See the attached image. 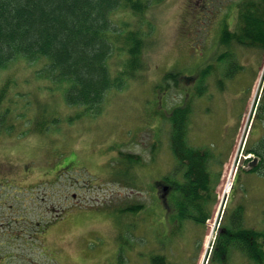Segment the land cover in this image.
<instances>
[{"label":"rangeland","instance_id":"rangeland-1","mask_svg":"<svg viewBox=\"0 0 264 264\" xmlns=\"http://www.w3.org/2000/svg\"><path fill=\"white\" fill-rule=\"evenodd\" d=\"M190 1L192 0H167L151 12L150 16L154 19L155 25L149 33V38L154 39L147 45L149 50L144 57L149 68L145 77L137 82L145 84L144 89L134 85L133 88L128 87L119 93H113V98L110 99L111 106H107V110L105 108L106 111L104 110L101 115L96 118L87 117L79 125L74 124L67 129L63 127L61 132L51 129L45 137L29 138L25 140L26 145L15 149H12L10 143L0 145V264H119L117 256L120 250L124 252L123 264H151L152 254L154 257L165 256L167 264L202 263L205 249L203 247L201 253V243L207 233L206 228L192 220L179 221L177 215L173 216L172 212L169 214L156 187L166 178L174 182L183 180L175 169L177 160L169 147L164 149L161 146L157 157L150 165H147L150 162H144L146 166L143 174L147 177L148 183L143 181V186L157 191L154 193V200L149 188L148 192L131 191L113 184L92 188L85 184L89 175L75 174L73 178L83 179L73 189V193L80 195L82 199L76 203L91 204L79 207L77 215L72 212L62 218L69 219L67 221L55 222V215L47 214V211L51 213L52 204L60 209L66 201L61 197L59 189L64 186L63 184H70L71 174L58 181L59 170L47 168L45 164L39 165L38 169H34L33 166L26 168L31 158L34 161L45 160L41 154L46 152L45 155H48L50 161L59 163L57 168L70 162L79 165L89 164L92 165L91 170H110L111 183H126L123 169H120L114 155L121 150L138 154L143 160L151 159L157 148L154 147L155 131L146 125L150 124L151 128H156L161 124V119H158L161 113H153V106L159 103L161 108L163 104V108L166 107L170 114L175 103L183 100L184 94L180 89H173L174 85L169 88L165 97H158L157 92L152 95L149 90L152 89L151 85L155 87L162 81L165 73L176 69L183 77L197 79L192 86L198 83L201 85L190 87L189 93L203 91L202 94L195 96L192 103L193 113L190 118L192 128L190 127L189 140L193 146L207 150L220 160L219 168L214 169V166L210 168L213 177H216L218 169H224L225 164L232 159L240 126L230 123L229 114L234 111L239 120L243 113L246 116L250 115L251 105L248 100L252 91L256 92L258 89L259 83L256 84L255 81L264 68V64L262 66L264 54H258L249 47H236L231 60L235 59L234 63L238 70L231 66L229 58L220 60V55L225 52V49L217 44L221 36V27L213 26L218 27L225 18L224 12L218 11L226 5L225 0H211L213 2L210 9L203 8L200 15L197 8H194L200 0H195L188 8ZM209 29L214 30L215 42L206 39L210 36ZM183 31L186 36L183 35ZM15 68L19 73H5L3 79L0 76V85L4 79L12 80L10 93L15 92L14 96H17L25 91L26 96L23 99L26 107L31 109L29 115L32 118L34 109L39 108L36 101L44 96L39 92L40 88L36 86L35 81L41 79H35L34 72L27 71L26 63L17 64ZM206 71L213 78L207 76L205 82V79L201 80V76ZM217 78L219 80L215 84ZM209 80L213 85L203 86ZM182 91L184 93V90ZM149 98L153 101L151 104ZM61 99L62 97H55L41 101L56 109L52 105L58 104ZM20 103V106H23V103ZM262 103L257 121L253 120L255 122L253 144L264 151V102ZM64 105V101L63 104H58V110H63ZM72 110L82 111L78 108ZM70 111L69 108V111L59 112L69 114ZM45 114L50 116L51 112L43 113L39 110L38 120ZM15 116L16 114L12 117ZM136 117H140L139 124L134 122ZM31 118L29 119L32 121ZM162 127L159 134L166 140L167 128L170 126L164 117ZM123 141L126 143H122ZM160 142L162 143L161 139ZM118 144L120 145L114 154L113 149ZM212 164L217 166L218 161L213 159ZM226 174L224 184L228 185L229 181H233V170L229 167ZM224 175L225 172L222 174L221 183ZM242 175L238 181L237 192L233 196L230 216L234 215L239 206L244 205L245 227L254 226L253 228L257 230H263L264 175L250 173ZM77 187H83L78 190L80 194L75 191ZM110 202L111 208L100 205ZM130 202L145 204L149 209L144 212L141 222L134 223L132 220L130 223L131 219H127L126 224H130V227L126 229V225L121 224L125 216L119 214L121 207L118 205L125 203L127 207ZM209 208L210 204L207 210ZM171 210L173 211V207ZM226 214L225 219L227 218L228 222V212ZM71 215L77 217L70 218ZM49 220H53L52 223L48 222ZM48 223L51 224L47 226ZM39 230L45 233L41 234ZM244 259L240 252H235L230 262L242 264Z\"/></svg>","mask_w":264,"mask_h":264},{"label":"trees","instance_id":"trees-1","mask_svg":"<svg viewBox=\"0 0 264 264\" xmlns=\"http://www.w3.org/2000/svg\"><path fill=\"white\" fill-rule=\"evenodd\" d=\"M166 1L0 0V70H8L0 71L2 79L5 73H19L15 68L17 64L26 63L27 71L34 72L35 79H41L42 91L53 97H62L70 109H82L68 116L55 110L50 116L43 115L40 120L37 115L31 118V109L20 108L23 93L14 96L15 92L10 93L12 80L4 79L0 85V139L46 136L51 129L58 132L63 127L67 129L68 126L79 125L87 117L101 115L109 107L113 93L130 88L145 77L149 66L144 57L149 50L147 45L154 39L149 38L155 25L150 14ZM194 1L188 3V8ZM212 2L200 0L194 8L200 15L203 8L210 9ZM225 2L226 5L218 10L224 12L225 18L221 22V36L217 43L222 49L223 44H230L225 47L224 54H231L238 46L263 47L264 0ZM183 35L186 36L184 31ZM113 58H116L115 61H111ZM207 74V71L203 72L201 80H206ZM182 80V73L172 70L154 89L165 91L173 85L176 88L186 86L181 85ZM198 86L201 85L198 83ZM199 91L193 93V98L203 93ZM186 99L183 105L171 110L169 119L165 112L162 113L170 123V130L167 131L170 136L166 140L161 139L162 143L160 139L155 143L169 147L177 160L175 168L182 173L181 182L168 181L172 189L170 201L175 204L173 211L179 221L192 220L204 224L210 216L207 206L214 197L210 170L214 156L193 146L189 140L193 99L187 102ZM155 107L153 111L158 112L160 107ZM39 110L47 113L48 104L39 105ZM39 110L36 109L37 112ZM126 157L129 158L126 168H134L139 162L138 155L129 154ZM51 164L53 169L59 166V163ZM72 167H75V162L56 169H60L59 175ZM141 208L144 205L132 206L124 211L137 214ZM171 208L166 207L167 211ZM244 211V206H239L221 230L213 253L214 263L228 264L234 253L240 252L251 263L264 264L261 246L264 232L243 226ZM123 255L120 250L117 256L119 264L124 263ZM151 263L166 264L167 259L156 256L152 257Z\"/></svg>","mask_w":264,"mask_h":264},{"label":"bare ground","instance_id":"bare-ground-1","mask_svg":"<svg viewBox=\"0 0 264 264\" xmlns=\"http://www.w3.org/2000/svg\"><path fill=\"white\" fill-rule=\"evenodd\" d=\"M229 189H230V186H229V188H228V191H229Z\"/></svg>","mask_w":264,"mask_h":264}]
</instances>
